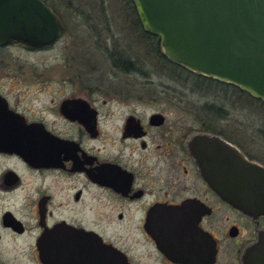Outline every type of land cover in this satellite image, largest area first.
<instances>
[{
	"label": "flooded vegetation",
	"instance_id": "af4514ba",
	"mask_svg": "<svg viewBox=\"0 0 264 264\" xmlns=\"http://www.w3.org/2000/svg\"><path fill=\"white\" fill-rule=\"evenodd\" d=\"M14 42L50 45L0 50ZM80 88L31 100L0 87V264H194L211 246V264H242L264 214L232 206L192 150L218 136L264 166V128H231L222 98Z\"/></svg>",
	"mask_w": 264,
	"mask_h": 264
},
{
	"label": "water",
	"instance_id": "95a60500",
	"mask_svg": "<svg viewBox=\"0 0 264 264\" xmlns=\"http://www.w3.org/2000/svg\"><path fill=\"white\" fill-rule=\"evenodd\" d=\"M132 2L143 29L158 36L170 60L264 102V0ZM63 31L60 17L44 0H0V45L11 39L49 45ZM77 100L66 99L63 105ZM208 140L205 148L192 150L206 180L248 216L264 214V166L218 136ZM153 219L160 224L158 217ZM215 252L211 246L194 264L213 263ZM241 261L264 264V229L244 248Z\"/></svg>",
	"mask_w": 264,
	"mask_h": 264
},
{
	"label": "rangeland",
	"instance_id": "374dc122",
	"mask_svg": "<svg viewBox=\"0 0 264 264\" xmlns=\"http://www.w3.org/2000/svg\"><path fill=\"white\" fill-rule=\"evenodd\" d=\"M46 1L60 17L64 31L45 48L30 50L14 42L0 50V87L9 95L46 99L65 91H82L80 87L85 86L87 96L97 87L96 96L102 97L222 98L230 104L231 128H264V105L245 93L222 84L198 90L190 80L170 79L151 37L132 23L128 0ZM113 50L137 60L138 69L124 71L114 66L109 54ZM163 100L162 109L188 112L179 110L173 103L176 100L171 104Z\"/></svg>",
	"mask_w": 264,
	"mask_h": 264
},
{
	"label": "trees",
	"instance_id": "16d2710c",
	"mask_svg": "<svg viewBox=\"0 0 264 264\" xmlns=\"http://www.w3.org/2000/svg\"><path fill=\"white\" fill-rule=\"evenodd\" d=\"M47 4H49L46 0H44ZM130 2V5L128 7L129 12H131V20L132 23L141 30L142 34L145 36H149L151 37V42L153 44H155V47L157 48V52L159 54V56L162 58V66L165 69V73L167 74V76L172 79V80H190L192 82V87H194V89H198V90H211L212 88H214V86L216 85H224L228 87H232L233 92H239V93H245L249 98H253L257 101H259L260 103H262L264 105V102L258 98H255L253 96H251L249 93H247L246 91L240 89L239 87L230 84V83H224L221 82L217 79H214L212 77L209 76H205L202 74H197L187 68H185L184 66L180 65L179 63H176L172 60H170L163 52L162 50H160L161 46H160V41L158 36L147 32L143 29L140 20L138 18V15L136 13L134 4L132 2V0H128ZM103 2V0H102ZM53 8V7H52ZM102 9L105 12V5L104 3H102ZM55 11V9H54ZM109 54L111 56V60H112V64L114 66H118L120 68V70H124V71H133V70H137V66L135 65L134 59H132L130 57V55H123L122 51L119 52H115V50L113 51H109ZM231 90V91H232Z\"/></svg>",
	"mask_w": 264,
	"mask_h": 264
}]
</instances>
